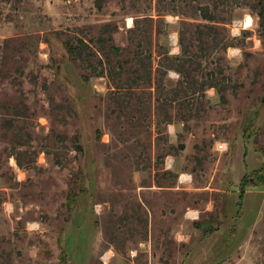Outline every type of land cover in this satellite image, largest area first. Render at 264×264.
Listing matches in <instances>:
<instances>
[{
  "label": "rangeland",
  "instance_id": "obj_1",
  "mask_svg": "<svg viewBox=\"0 0 264 264\" xmlns=\"http://www.w3.org/2000/svg\"><path fill=\"white\" fill-rule=\"evenodd\" d=\"M263 167L264 0H0V264H264Z\"/></svg>",
  "mask_w": 264,
  "mask_h": 264
},
{
  "label": "crops",
  "instance_id": "obj_2",
  "mask_svg": "<svg viewBox=\"0 0 264 264\" xmlns=\"http://www.w3.org/2000/svg\"><path fill=\"white\" fill-rule=\"evenodd\" d=\"M248 174V173H245ZM242 175V177L246 176V175ZM238 190H240V188H238ZM240 193H244L242 197H240L241 195H239V197L245 198L246 194L249 191H239ZM213 206L212 205H208L206 206V208L204 209V212L206 213V217L207 220H209V214L212 212ZM190 213H187L186 216H190V215H195L198 216V212L196 211H189ZM235 215L237 218L239 217H243L244 219H246V223H237L236 225H234L232 230H236V232L232 231L234 234L236 233V235L241 236L242 234H244L245 236L243 238H241L243 241H245V245L242 248V251L247 248V251L252 250V241L256 240V237H258V235H260L261 231L263 230L264 226H263V219H264V201H262L259 206L253 207L250 206L249 204H246L245 201L241 200L240 202L237 203L236 206V211H235ZM220 219H217L218 223H215V227L214 228H209L207 229V232L205 234L210 235L213 233H218V228H220V224L223 221V216L222 215H218ZM189 218V217H188ZM191 218V217H190ZM195 220V219H192ZM244 221V220H243ZM210 222H208L209 224Z\"/></svg>",
  "mask_w": 264,
  "mask_h": 264
},
{
  "label": "trees",
  "instance_id": "obj_3",
  "mask_svg": "<svg viewBox=\"0 0 264 264\" xmlns=\"http://www.w3.org/2000/svg\"><path fill=\"white\" fill-rule=\"evenodd\" d=\"M247 185H251L252 187L264 186V167L256 171H252L250 175L243 177V181L239 186L241 192L243 191L244 187H246ZM243 194L244 193H240L241 195L240 197H242Z\"/></svg>",
  "mask_w": 264,
  "mask_h": 264
},
{
  "label": "built area",
  "instance_id": "obj_4",
  "mask_svg": "<svg viewBox=\"0 0 264 264\" xmlns=\"http://www.w3.org/2000/svg\"><path fill=\"white\" fill-rule=\"evenodd\" d=\"M226 146L224 144H217L216 147H215V150L217 152H224L226 151Z\"/></svg>",
  "mask_w": 264,
  "mask_h": 264
},
{
  "label": "bare ground",
  "instance_id": "obj_5",
  "mask_svg": "<svg viewBox=\"0 0 264 264\" xmlns=\"http://www.w3.org/2000/svg\"><path fill=\"white\" fill-rule=\"evenodd\" d=\"M241 25H242L241 28H246L247 27V22H242Z\"/></svg>",
  "mask_w": 264,
  "mask_h": 264
}]
</instances>
